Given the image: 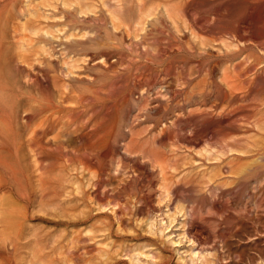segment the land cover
<instances>
[{"label": "rangeland", "instance_id": "374dc122", "mask_svg": "<svg viewBox=\"0 0 264 264\" xmlns=\"http://www.w3.org/2000/svg\"><path fill=\"white\" fill-rule=\"evenodd\" d=\"M0 264H264V0H0Z\"/></svg>", "mask_w": 264, "mask_h": 264}, {"label": "bare ground", "instance_id": "6f19581e", "mask_svg": "<svg viewBox=\"0 0 264 264\" xmlns=\"http://www.w3.org/2000/svg\"><path fill=\"white\" fill-rule=\"evenodd\" d=\"M133 2H134V1H133ZM119 5H120V4H119ZM120 7H121V6H120ZM116 9H117V8H116ZM116 9H115V10H116ZM118 11H119V10H118ZM122 11H123V8H122ZM120 12H121V11H120ZM115 13H117V11H115ZM119 14H120V13H119ZM116 16H117V15H116ZM111 18L114 19L115 16L113 15V16H111ZM196 21H197V20H196ZM109 23H110V25H111V29L114 30V29H115V23L113 22V20H111ZM6 163H7V162H6Z\"/></svg>", "mask_w": 264, "mask_h": 264}]
</instances>
